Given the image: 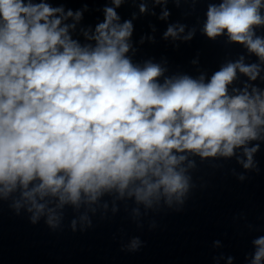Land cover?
<instances>
[{
  "label": "clouds",
  "instance_id": "1",
  "mask_svg": "<svg viewBox=\"0 0 264 264\" xmlns=\"http://www.w3.org/2000/svg\"><path fill=\"white\" fill-rule=\"evenodd\" d=\"M72 2L0 0V209L6 203L52 232L64 230L71 209L67 227L84 233L94 217L110 220L122 207L143 229L150 214L184 211L198 187V161L222 169L217 162L235 160L242 171L231 174L240 182L260 173L264 0H103L95 9L102 18L88 24V3L66 7ZM170 4L188 5L185 18L199 4L206 8L189 25L171 21ZM125 5L136 9L129 18L118 11ZM145 16L164 22L160 40L174 49L199 33L243 51L212 70L199 53L191 71L173 69L166 56L137 60L143 45L158 43L155 24L134 38V22ZM157 227L149 220L150 231ZM250 243L244 264H264V235ZM144 244L121 236L120 251ZM212 259L236 258L220 252Z\"/></svg>",
  "mask_w": 264,
  "mask_h": 264
}]
</instances>
